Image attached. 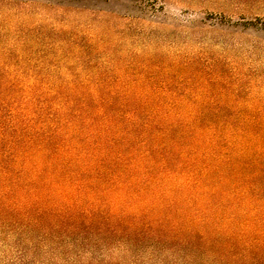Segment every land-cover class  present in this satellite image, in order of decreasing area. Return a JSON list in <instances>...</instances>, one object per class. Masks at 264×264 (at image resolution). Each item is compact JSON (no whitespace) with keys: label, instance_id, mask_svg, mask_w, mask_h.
Returning <instances> with one entry per match:
<instances>
[{"label":"rangeland","instance_id":"1","mask_svg":"<svg viewBox=\"0 0 264 264\" xmlns=\"http://www.w3.org/2000/svg\"><path fill=\"white\" fill-rule=\"evenodd\" d=\"M89 95L202 112L264 155V0H0V114ZM106 193L0 188V264H264V251H178L172 205Z\"/></svg>","mask_w":264,"mask_h":264},{"label":"trees","instance_id":"2","mask_svg":"<svg viewBox=\"0 0 264 264\" xmlns=\"http://www.w3.org/2000/svg\"><path fill=\"white\" fill-rule=\"evenodd\" d=\"M79 106L0 114V188L101 186L108 199L172 205L178 251H264V155L253 141L226 139L202 112L124 109L100 95Z\"/></svg>","mask_w":264,"mask_h":264}]
</instances>
